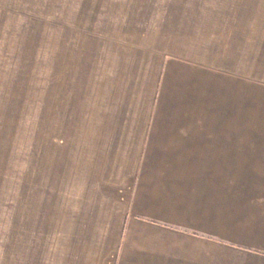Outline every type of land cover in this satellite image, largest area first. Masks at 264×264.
<instances>
[{"label":"crops","instance_id":"1","mask_svg":"<svg viewBox=\"0 0 264 264\" xmlns=\"http://www.w3.org/2000/svg\"><path fill=\"white\" fill-rule=\"evenodd\" d=\"M107 3L50 38L35 97L48 89L59 128L42 160L49 202L32 220L48 252L34 240L18 264H209L235 162L250 161L244 135L218 127L219 85L248 78L226 37L155 33L146 0Z\"/></svg>","mask_w":264,"mask_h":264},{"label":"rangeland","instance_id":"2","mask_svg":"<svg viewBox=\"0 0 264 264\" xmlns=\"http://www.w3.org/2000/svg\"><path fill=\"white\" fill-rule=\"evenodd\" d=\"M146 3L155 33L162 26L170 36L226 37L228 59L248 78L219 85L218 127L244 135L239 141L249 145L250 161L235 162L232 206L228 200V210L219 211L218 247L208 260L264 264V0ZM110 6L107 0H0V264H18L34 240L48 252L49 240L34 232L32 220L49 202L43 162L51 129L59 128L50 120L48 89L35 97L37 86L50 83V38L80 31Z\"/></svg>","mask_w":264,"mask_h":264}]
</instances>
